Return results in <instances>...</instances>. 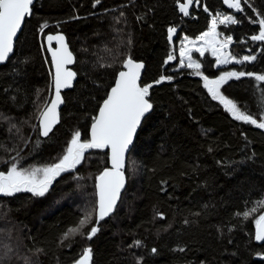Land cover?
<instances>
[{
    "label": "trees",
    "instance_id": "obj_1",
    "mask_svg": "<svg viewBox=\"0 0 264 264\" xmlns=\"http://www.w3.org/2000/svg\"><path fill=\"white\" fill-rule=\"evenodd\" d=\"M185 2L36 1L13 56L0 66V171L7 172L14 162L27 169L49 166L77 131L81 141L89 140L98 109L129 56L146 64L140 84L153 85L148 97L153 111L129 154L128 185L121 201L110 218L99 221V231L91 239L86 234L96 223L95 214L82 229L85 235L67 240L63 236L97 206L96 181L108 166L107 149L86 150L84 163L63 172L44 196L27 191L0 196V254L4 245L13 249L2 264H75L89 247L91 264H138V260L140 264H264V243L254 238L255 220L264 213V207L256 204L264 197V129L235 120L219 100L212 99L203 79H216L226 71L264 74V41L251 39L259 34L264 0H248L251 7L243 12L230 9L223 0H200L198 7L194 0L188 16L179 11ZM111 11L120 13L129 32L122 37L107 83L99 86L89 106L68 103L80 81L93 89L98 86L78 58L79 80L65 94L60 124L43 138L39 114L53 91L46 35L65 32L71 44V35L82 31L85 15L98 17ZM217 13H232L239 21L217 26L220 35L232 37L231 54L239 59L254 54L256 61L218 66L210 51L203 56L195 52L201 75L195 69L177 68L178 57L168 61L182 36L197 38L209 30ZM171 27L180 29L173 45ZM114 54L108 52L111 59ZM161 76L173 79L155 84ZM220 91L241 111L259 118L264 83L248 76L233 78ZM253 207L257 211L245 219L242 213ZM136 241L141 242L139 247Z\"/></svg>",
    "mask_w": 264,
    "mask_h": 264
},
{
    "label": "snow or ice",
    "instance_id": "obj_2",
    "mask_svg": "<svg viewBox=\"0 0 264 264\" xmlns=\"http://www.w3.org/2000/svg\"><path fill=\"white\" fill-rule=\"evenodd\" d=\"M100 3V0H95ZM194 0H186V3L179 4V11L185 16L189 15V8L193 6ZM196 6H200V0H195ZM230 9H235L238 12H243L244 7H251L248 0H245L244 6L241 0H223ZM33 0H0V63L9 60L10 54L13 53L14 38L21 30V26L27 16L32 14L31 6ZM95 6V5H94ZM208 11L207 8L204 9ZM255 11V9H253ZM259 16V13H256ZM248 19L255 23L251 17ZM239 21L234 15H225L217 13L212 16L211 27L208 31L202 33L198 40L202 42L198 47H181L180 48V66L195 69L197 75H201V64L193 60L192 52H198L201 56L211 50L213 56H218L222 49H227L232 42V37L227 36L223 41L218 40L220 33L217 31L218 23L222 25H235ZM260 25L259 34L253 35V41H264V18L258 20ZM169 39L171 40L176 28H169ZM59 41V47L55 50L51 48V41ZM189 45H195L196 41L189 40ZM49 50L51 51L52 62L54 64V73L52 74V84L54 88V98L39 114L40 119V134L47 137L52 131V128L59 123V106L64 103L61 96V90L72 87V82L77 73L72 71L67 66L74 63V57L69 51L65 38L63 35L52 36L48 35ZM186 58V60H185ZM174 56H169L168 61L174 60ZM257 60L256 55H246L242 59L237 60L235 56L230 53H225L223 56H218V64H228L230 62L245 63ZM123 67L125 71L118 73V80L115 86L111 88L110 93L106 99L103 100L102 106L99 108L98 115L94 118V123L91 126V138L87 141H81V133L79 131L74 133L71 140V146L67 149V154L60 159L58 163L34 168H20L17 163H12L7 172L0 171V196L10 197L15 193L21 191L31 192L36 196H44L49 190L52 182L63 172L75 170L85 159V152L89 149H109L111 167L105 168L103 172L97 177L98 179V201L97 206L91 211H86L83 219L74 227L69 228L63 236L64 240L69 239L74 235H85L82 231L87 225L92 223L93 215L96 216V223L92 225L86 234L88 239H91L99 231V221L104 220L116 208L117 202L121 199L122 191L125 189V157L129 152V146L133 143V138L136 135L137 129L141 124L142 119L153 108V104L148 99L150 95V88L152 84L141 86L139 83L141 69L144 68L142 62L134 61L131 56L124 61ZM252 77L255 81L264 83V74H257L243 71H226L216 79H209L208 76H203L205 87L211 94L212 99L219 100L224 105L225 109L231 116L244 123L253 125L259 129H264V99L261 102L260 116L251 113L248 110L241 111L240 107L230 98L224 96L220 88L229 80L241 77ZM170 76H161L154 81L155 84L164 81H171ZM264 96V94H262ZM15 127V125H13ZM15 161V157H13ZM257 206L264 207V197L256 202ZM257 211V207L242 213L243 217L247 219ZM157 215L164 219L163 213ZM241 215V213H237ZM187 223V221H185ZM256 231L255 240L264 242V215H260L255 220ZM140 241L135 242V246L139 247ZM4 251L0 254V264L6 258L10 257L13 249L4 245ZM183 251V249H180ZM41 251V250H37ZM153 248L152 252L156 253ZM92 249L89 247L84 250L80 258L75 264H91ZM138 264L140 261L138 260Z\"/></svg>",
    "mask_w": 264,
    "mask_h": 264
},
{
    "label": "rangeland",
    "instance_id": "obj_3",
    "mask_svg": "<svg viewBox=\"0 0 264 264\" xmlns=\"http://www.w3.org/2000/svg\"><path fill=\"white\" fill-rule=\"evenodd\" d=\"M225 14V13H221ZM92 14L88 13L85 15L86 19L80 22L81 32L71 35V45L72 48L77 53L78 58L83 62L82 65L85 66L84 71L89 77H92L98 81V86L96 88H91L89 85L85 83V81H80L77 91L70 94L67 97L68 103L71 105H83L87 107L92 102L91 100L97 95L99 92V86L105 85L109 78V72L115 66L116 57L121 49V40L124 33H128V26L124 25L122 19L120 18V13L111 11L102 16H91ZM225 15H233L232 13H228ZM212 19V18H211ZM219 24V23H218ZM120 25V27H118ZM211 27V25H210ZM208 31V30H207ZM97 34V38L94 39L93 35ZM200 36V35H199ZM198 36V37H199ZM187 37L189 40L196 41L195 45H189L188 41L184 39ZM197 38H190L188 36H182L177 41V46L175 50L174 57H178V67L177 68H185L180 66V48L181 47H198L201 46L202 42H200ZM226 36L220 35L217 37L218 40L223 41ZM232 42L228 45L227 49H222L221 53H218V56H223L225 53H230V46ZM119 49V52L117 50ZM114 50L115 59H111L108 56V52ZM211 53V50H209ZM195 51L192 52V58ZM212 54V53H211ZM113 55V56H114ZM232 55V54H231ZM218 56H214L216 60H218ZM234 56V55H232ZM237 58V57H236ZM186 60V58H185ZM193 60H195L193 58ZM237 60H240L237 58ZM236 62H230L228 64H218V66H226L229 64H233ZM240 64V63H237ZM187 68V67H186ZM83 142V141H82ZM71 146V142L68 145V148ZM67 148V149H68ZM67 149L55 162L52 164L58 163L60 159L64 155L67 154ZM85 161V159H84ZM82 161L80 166L84 163ZM50 164V165H52ZM62 175V173H61ZM60 175V176H61ZM58 176V177H60ZM97 182V181H96Z\"/></svg>",
    "mask_w": 264,
    "mask_h": 264
},
{
    "label": "water",
    "instance_id": "obj_4",
    "mask_svg": "<svg viewBox=\"0 0 264 264\" xmlns=\"http://www.w3.org/2000/svg\"><path fill=\"white\" fill-rule=\"evenodd\" d=\"M36 1H37V0H33V5L31 6V10H32V12H33V6H34V4L36 3ZM185 3H186V2H185ZM193 4H194V3H193ZM191 8H192V6L189 8V12H190ZM181 13H182V12H181ZM182 14H183V13H182ZM31 15H32V14H31ZM31 15H30V16H27V17L25 18V21H26V19L30 18ZM183 15H184V14H183ZM184 16H185V15H184ZM25 21H24V23H25ZM24 23H23L22 26H21V30L17 33V37L14 38V45H13L14 50H13V53L10 54L9 59L13 56V54H14V52H15L16 42H17V40H18V38H19V35H20V33H21L22 29H23ZM179 31H180V29H179V28H176V32L173 33V34H171V35H172V38H171V40H170V44H171V45H173V44L175 43V40H176V38H177V35H178ZM48 35H52V36L63 35V36H64V38H65V43L67 44L69 51L72 52L73 57H74V63L68 65L67 67L70 68L72 71H74V72L77 73L75 79H74L73 82H72V87H70V88H66V89H62V90H61V96L63 97L64 103H62V104L59 106V108H58V113H59V123H57V124L52 128V131L49 133V135H50V134L54 131V129L60 124L62 110H63V108H64V106H65V103H66L65 94H66L68 91L73 90V89L75 88V86H76V84H77V82H78V80H79V74H78V72L74 69V66H75V64H76V62H77V55H76L75 51L73 50V48L71 47V44H70V42H69V38H68V36L66 35L65 32H62V31H59V32H56V33H52V32H51V33H48V34L46 35V37H45V40H44L45 47H46L47 53H48V55H49L50 62H51V66H52V74L54 73V64H53V62H52L51 51L49 50V41L47 40V36H48ZM169 35H170V33H169ZM58 47H59V41H58V40H55V39H54L53 41H51V48H52L53 50L57 49ZM132 59H133V58H132ZM133 60L136 61V62H142V63L144 64V68L141 69V75H140V81H139V83H140L141 80H142V78H143V75H144L145 69H146V64H145L144 61H140V60H136V59H133ZM8 61H9V60H8ZM8 61H5V62H3V63H0V66L6 64ZM123 64H124V63H123ZM125 70H126V69L122 66V69H121L120 71H125ZM120 71H119V72H120ZM119 72H118V73H119ZM118 73H117V76H116V78H115V81H114V84L112 85V87L115 86V83H116V81L118 80ZM112 87H111V88H112ZM111 88L109 89L108 94L110 93ZM53 98H54V88H53V91H52V96H51L50 101H51ZM50 101L48 102V104L50 103ZM102 103H103V102H102ZM48 104H47V105H48ZM47 105H46V106H47ZM101 106H102V104L100 105V107H101ZM100 107H99V108H100ZM152 111H153V108H152V109L150 110V112L147 113V114L145 115V117L142 119L141 124H140V126L138 127V129H137L136 135H135L134 138H133V143H132V145L129 146V152L126 153V157H125V169H124V170H125L126 183H125V189L122 191L121 198H122V195H123V193L125 192V190H126V188H127V185H128V177H127V174H126V168H127V164H128V157H129V154H130V152H131V150H132V148H133V146H134V144H135L136 137H137V135H138V133H139V131H140V129H141V126H142L144 120L146 119V117H147ZM98 112H99V109H98ZM98 112H97V115H98ZM97 115H96V116H97ZM93 123H94V122H93ZM93 123H92V124H93ZM38 124H39V131L41 132L40 119H39ZM91 126H92V125H91ZM40 135H41V134H40ZM49 135H48V136H49ZM41 136H42V135H41ZM48 136H47V137H48ZM42 137H43V138H47V137H44V136H42ZM90 138H91V127H90V131H89V139H90ZM89 150H92V149H89ZM107 150L109 151V156H108V166H107L106 168H110V167H111V162H110V150H109V149H107ZM103 171H104V169H103ZM103 171H102V172H103ZM99 175H100V174H99ZM97 185H98V179H97V182H96V190H97V192H98ZM97 201H98V195H97ZM120 201H121V199L117 202V205H116L115 210H114L109 216L105 217V219L110 218V217L115 213V211H116V209H117V207H118ZM263 215H264V213H263ZM255 231H256V229H255ZM256 242L259 243V244H263V243H264V242H258V241H256Z\"/></svg>",
    "mask_w": 264,
    "mask_h": 264
},
{
    "label": "flooded vegetation",
    "instance_id": "obj_5",
    "mask_svg": "<svg viewBox=\"0 0 264 264\" xmlns=\"http://www.w3.org/2000/svg\"><path fill=\"white\" fill-rule=\"evenodd\" d=\"M71 47H72V45H71ZM77 55V54H76ZM77 59H78V56H77ZM74 69H75V66H74ZM66 99V98H65Z\"/></svg>",
    "mask_w": 264,
    "mask_h": 264
}]
</instances>
